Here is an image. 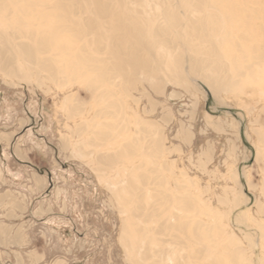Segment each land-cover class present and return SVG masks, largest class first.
<instances>
[{"label":"rangeland","instance_id":"rangeland-1","mask_svg":"<svg viewBox=\"0 0 264 264\" xmlns=\"http://www.w3.org/2000/svg\"><path fill=\"white\" fill-rule=\"evenodd\" d=\"M237 1L249 7L255 1L264 4V0ZM260 16L264 19V13ZM244 19L236 16L234 28H225L216 37L227 39L218 49L230 77L218 93L204 82L210 74L205 68L198 71L199 77L190 73L187 58L209 61L212 45L194 42L187 52L183 28L172 31L175 45L159 49L170 62L183 54L182 69L165 64L150 77L138 74L133 87L117 78L105 86L115 97L107 103L98 101L89 88L92 77L75 78L67 72L74 64L62 50L37 53L34 65L16 56V75L0 71V89L19 97L32 112L43 113L54 127L53 155L64 170L54 180V189L47 190L60 194L58 219L48 235L62 246L65 264H129L121 236L130 211L121 208L115 192L132 183L139 191L198 202L199 208L187 215L194 228L203 224L210 230L212 261L264 264V85L262 75L257 83L243 69L257 62L254 56L264 51V45L244 42L246 36L260 35L253 28L243 29ZM158 22L168 24L162 18ZM6 29L0 26L1 33ZM198 48L203 50L195 52ZM42 62H52L64 73L50 78L39 69ZM115 101L121 107L108 106ZM100 109H106V114H97ZM104 125L116 126L111 140L97 139ZM143 126L150 133L143 132ZM153 140L159 144V158L144 155ZM132 143L140 147L134 156L128 154L114 165L99 160ZM167 209V213L178 211L174 206ZM129 225L148 227L138 219ZM195 248L200 250L202 245Z\"/></svg>","mask_w":264,"mask_h":264},{"label":"bare ground","instance_id":"bare-ground-1","mask_svg":"<svg viewBox=\"0 0 264 264\" xmlns=\"http://www.w3.org/2000/svg\"><path fill=\"white\" fill-rule=\"evenodd\" d=\"M261 12L264 13V4L258 5L255 1L249 7L237 0H0V26L7 27L5 34L0 32V71L16 75V56H22L28 64L34 65L37 53L62 50L66 59L71 58L74 64L67 72L75 78L81 75L92 77L89 88L95 91L98 101L107 103L115 97L105 86L116 83L117 78L133 87L138 81V74L150 77L165 64L182 69L183 54L170 62L161 57L159 49L160 45H175L177 41L172 31L183 28L182 40L186 42L182 45L186 46L187 52L193 50L194 42L199 46L212 45L208 50L211 53L209 61L197 60L195 56L187 58L191 61L190 73L199 77L198 71L205 68V72L210 74L204 76V82L218 93L230 77L225 73L226 66L221 64L219 56L222 53L218 49L221 42L227 39L220 41L216 37L223 29L232 28L236 16L242 15L245 18L243 29L253 28L255 33L260 34L254 38L246 36L244 42L264 45ZM161 18L166 19L168 24L159 23ZM21 39L28 42H20ZM75 50L79 51L76 55ZM202 50L194 49L195 52ZM254 58L257 62L243 69L257 83V76L262 75L261 83L264 85V51ZM38 67L45 70L50 78L64 73L52 62H42ZM241 74L244 75L243 70ZM108 106L121 107L116 101ZM97 114L105 115L106 109H100ZM110 125L102 126L97 134L98 140L113 137L111 131L116 126ZM142 129L150 133L147 126ZM147 145L144 155L159 158L158 142L149 141ZM139 148L133 143L127 144L112 157L100 156L99 160L114 165ZM149 192L139 191L134 183L126 190L115 192L121 208L130 211V219L125 220L121 236L128 263L221 264L218 259L212 261L209 256L214 248L209 244L213 242L209 240L212 238L210 230L203 224H195L194 228L187 215L192 209L199 208L198 202L175 196L163 197L158 191ZM171 206L178 211L167 213V208ZM136 219L148 227L131 228L130 221ZM158 236L167 239H159ZM198 244L202 245L200 250L195 248Z\"/></svg>","mask_w":264,"mask_h":264},{"label":"crops","instance_id":"crops-1","mask_svg":"<svg viewBox=\"0 0 264 264\" xmlns=\"http://www.w3.org/2000/svg\"><path fill=\"white\" fill-rule=\"evenodd\" d=\"M21 102L0 89V264H65L48 235L60 194L47 190L64 170L53 155L54 127Z\"/></svg>","mask_w":264,"mask_h":264}]
</instances>
